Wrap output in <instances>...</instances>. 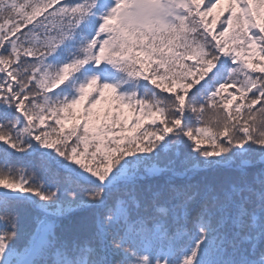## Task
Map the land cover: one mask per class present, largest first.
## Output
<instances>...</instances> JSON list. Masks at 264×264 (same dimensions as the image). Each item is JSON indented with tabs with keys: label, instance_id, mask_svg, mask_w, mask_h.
I'll return each mask as SVG.
<instances>
[{
	"label": "snow or ice",
	"instance_id": "snow-or-ice-1",
	"mask_svg": "<svg viewBox=\"0 0 264 264\" xmlns=\"http://www.w3.org/2000/svg\"><path fill=\"white\" fill-rule=\"evenodd\" d=\"M0 264H264V0H0Z\"/></svg>",
	"mask_w": 264,
	"mask_h": 264
}]
</instances>
